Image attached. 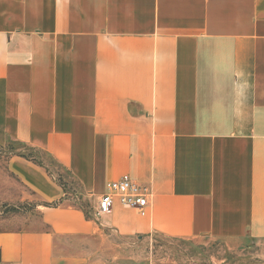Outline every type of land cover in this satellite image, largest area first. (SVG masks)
<instances>
[{
	"label": "crops",
	"instance_id": "1",
	"mask_svg": "<svg viewBox=\"0 0 264 264\" xmlns=\"http://www.w3.org/2000/svg\"><path fill=\"white\" fill-rule=\"evenodd\" d=\"M123 175L143 214L64 185ZM147 237L264 242V0H0V264H148Z\"/></svg>",
	"mask_w": 264,
	"mask_h": 264
},
{
	"label": "rangeland",
	"instance_id": "2",
	"mask_svg": "<svg viewBox=\"0 0 264 264\" xmlns=\"http://www.w3.org/2000/svg\"><path fill=\"white\" fill-rule=\"evenodd\" d=\"M64 185L66 192L71 194L70 199L84 212L92 214L101 195H81L74 184ZM142 253L148 264H264V242L253 240L233 244L209 239L147 237L142 244Z\"/></svg>",
	"mask_w": 264,
	"mask_h": 264
},
{
	"label": "built area",
	"instance_id": "3",
	"mask_svg": "<svg viewBox=\"0 0 264 264\" xmlns=\"http://www.w3.org/2000/svg\"><path fill=\"white\" fill-rule=\"evenodd\" d=\"M149 189L136 183L129 176L123 175L107 184L106 192L101 195L92 215L98 219L111 213L114 203L117 201L123 207L134 208L143 214L147 206Z\"/></svg>",
	"mask_w": 264,
	"mask_h": 264
}]
</instances>
